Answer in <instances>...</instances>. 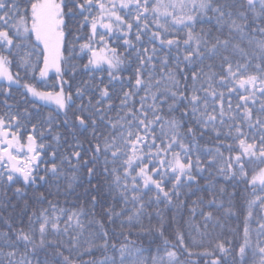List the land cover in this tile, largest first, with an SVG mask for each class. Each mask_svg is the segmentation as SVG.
<instances>
[{"label": "snow or ice", "instance_id": "1", "mask_svg": "<svg viewBox=\"0 0 264 264\" xmlns=\"http://www.w3.org/2000/svg\"><path fill=\"white\" fill-rule=\"evenodd\" d=\"M257 4H259L258 10ZM245 5L255 17L264 18V0H242L235 13L225 12L223 6L219 4L214 6L213 0H119V3L117 0H0V78L6 79L9 87L12 83H19V74L14 77L9 70L12 63L9 59L11 55H16L19 59L18 66L25 69L29 67L35 69L42 61L43 67L39 69L41 77L47 76L50 69H55L58 78L62 77L65 74L62 65L69 62L75 51V45L69 41V37L73 36V24L83 28L89 21L91 35L87 43L80 45L81 50L88 49L92 52V58L85 67L106 63L109 83L117 79L115 73L121 70V65L124 63L120 54L113 48L100 58L93 50L92 43L97 36L98 24L108 32L113 30L114 25L118 30H125L124 26H126L125 35L132 30L133 22L119 14L124 9L129 10L128 16H132L133 10L135 11L133 21L137 29L135 37L137 41L141 39V31L149 29V14H151L152 22L157 29L151 33V40H158L161 49H168V54L160 57H157L158 50L155 46L151 49V54H148V49H144V55L138 53L139 66L134 73V91L124 92L115 120L106 117V110L100 107L105 99H111L108 86L98 88L100 98L95 104L89 101L87 106L78 108L80 114L74 113L75 121L78 123L73 127H79L82 131H87L91 127L92 136L86 141V148L80 141L71 145L72 150L60 159L59 164L56 163L55 150L52 152L51 161L41 159V152L38 149L42 150L45 146L37 145L34 135L28 134L27 142H22L19 130L23 125L19 115H0V168L4 169L0 171V181L13 183L18 178L16 174L19 173L25 185L35 184L40 163H51L50 169L45 168L44 171L50 172L53 177L62 174V166L65 164L72 169L73 180L77 178L76 173L81 169L86 170L89 182L97 175L111 176L113 184L120 190L123 201L128 203L129 193H132L131 202L138 205L134 214L128 217L131 222L143 212L144 190L151 192L154 189L156 202L163 199L171 203L172 196H178L176 189L183 185L185 179L189 182L195 180V176L192 175L194 165L189 156L191 145L185 142L188 137L195 136V129L187 124L190 118L201 129H207L211 125L218 140L221 136L224 138L216 147L210 165L222 162L218 172L226 180H235L239 177L251 187L254 194L257 187L264 192V167L254 171L250 179L246 170V165L257 161L264 164V102L258 109L254 107L257 93L260 97H264V66H262L264 55L260 57L262 63L256 65L254 73L249 71L248 63L237 61L234 65L228 55H223V52L232 49L247 60L246 50L240 44H234L232 40L234 32L240 34L242 40L245 39V29L249 27L247 12L243 10ZM94 10L97 15H92ZM208 12L214 13L218 25L228 27V38L222 39L216 36L210 41L205 38L203 31H193L199 17ZM79 17H83L82 22ZM161 17L164 18V23H160ZM141 22H143L142 27ZM177 25L188 29L186 38L170 37V29ZM252 31L264 34V27L253 28ZM99 40L104 41V35H100ZM252 43L254 41L249 40V44ZM125 44L132 46V42L127 39ZM255 44L261 53H264V40L256 41ZM173 50L176 52L172 57L174 66H170L169 55ZM5 52L8 54L5 55ZM65 52L68 53L67 56ZM218 54L219 71H213L212 65H208V71H205L203 66H196L198 63L202 65L205 59H211ZM157 63L159 73H157ZM66 83L67 81L61 79L60 89L55 92L40 91L29 84H25L24 87L33 97L40 101H52L58 109L64 110L70 108L72 102L71 93L65 94L64 91ZM139 91H143L144 95L140 97L137 108L130 102ZM226 93L227 106H225ZM234 94L239 101L235 107L231 102V96ZM77 95H81L80 89H77ZM111 108L112 105L109 104L108 110ZM177 111L180 112L179 117L174 115ZM52 120V116L49 115V125ZM97 120L110 127L111 131L101 132ZM68 123L66 118L64 124ZM35 128L36 126L33 125V131ZM224 128L227 131H222ZM56 139L59 137L57 136ZM222 148L227 151V157L224 151H221ZM19 154H23V159ZM109 165L113 167L110 168ZM39 180L45 181V176H39ZM168 182H172V190H165V184ZM224 191V188H220L221 193ZM16 192H21V189L17 188ZM40 198L43 199V194ZM92 200L95 203L96 196H93ZM257 202L261 208H264V196L256 195L255 199L247 202L245 240L239 246L237 253L239 264H244L249 251L247 224L252 217V208ZM215 204V200L209 201V206ZM50 206L53 209L51 214L47 209L42 210L39 216L35 212L32 214L39 223L38 244L37 229L31 227L32 217H29V229L25 231L21 228L16 231L14 241L9 243L11 238L5 233V243L15 248L17 241L23 242L26 248L31 245L33 253L37 248H43L47 232L50 229L59 231V217L55 215L56 206ZM219 207L223 208L224 205L221 203ZM107 211L109 218L112 215H120L112 209ZM225 211L228 215H235L231 207ZM202 215L205 221L213 218L212 212ZM77 216V213H73L68 219L72 220ZM261 220H264V217H261ZM258 228V236L264 235V223H259ZM64 231L67 232V228ZM104 236L107 237L106 232ZM177 238L183 244V236L177 233ZM101 247L107 249L106 239ZM119 251L120 264H124L125 253L132 255V250L127 245H122ZM215 251L227 253L225 242L218 241L213 252L206 251L203 254L214 256ZM255 253L259 255V264H264V246H261L259 240ZM7 255L13 257L15 251H10ZM175 255V252H168L169 258ZM109 261L111 264H116V261L110 257H105L99 262L89 261L88 264H109ZM9 264H32V262L25 254L19 261L9 260ZM36 264H41V261L37 259ZM44 264H47V261ZM63 264H73V262L68 256H64ZM137 264L144 262L137 260ZM154 264H156L155 259ZM210 264H221V258L212 259Z\"/></svg>", "mask_w": 264, "mask_h": 264}, {"label": "trees", "instance_id": "2", "mask_svg": "<svg viewBox=\"0 0 264 264\" xmlns=\"http://www.w3.org/2000/svg\"><path fill=\"white\" fill-rule=\"evenodd\" d=\"M241 2L242 0H213V5L219 4L223 6L225 12L235 13ZM258 9L259 4H257ZM243 10L247 12L249 25L245 29V39L242 40L240 34L234 32L232 40L234 44H240L246 50L247 60L232 49L227 52L222 50V52L223 55L230 57L234 65L237 61L248 63L249 71L254 73L256 65L262 63L260 57L264 55L256 47L255 42L264 40V34L253 32L252 29L264 27V18L255 17L251 11L247 10L246 5ZM128 11L124 9L119 13L126 20L133 22V28L127 35H125L126 26H124L125 30H118L114 25L113 30L108 32L98 24L97 36L92 43V48L98 57L102 58L103 55L108 54V50L115 48L124 61L121 70L115 73L118 78L112 80L111 83H109L110 77L106 63L85 67L92 58V52L88 49L81 50L80 45L87 43L91 35L90 21L83 28H79L78 24H73V36L69 37V41L75 45V51L69 62L62 65L65 72L62 77L58 78L55 69H50L47 76L41 77L39 69L43 67L42 61L35 69L31 67L25 69L18 66L19 59L16 55L9 56L12 61L9 70L14 77L19 74V83H12L9 87V82L0 78V115L20 116L23 127L19 133L22 136V142H27L28 134L34 135L37 145L45 146L42 150L38 149L41 152V159L51 161L52 152L55 150L56 163L59 164L60 159L72 150L70 146L76 141H80L86 148V141L91 138L92 129L89 127L87 131H82L79 127H73L78 123L74 117V113L80 114L78 108L87 106L89 101L95 104L100 98L98 88L108 86L111 99H105L100 107L106 110V117L115 120L124 92L134 91V73L139 66L138 53L144 55V49H148V54H151V49L155 46L158 50L157 57L168 54V49H161L158 40H151V33L157 30L152 22L151 14H149V29L141 31V39L137 41L135 38L137 29L133 21L135 11L133 10L132 16L127 15ZM92 15H97V12L94 10ZM79 20L82 22L83 17H79ZM164 22V18L161 17L160 23ZM168 23H171L170 18ZM187 31L188 29L183 26L177 25L170 29V37L186 38ZM193 31H203L205 38L210 41L216 36L222 39L229 36L228 27L218 25L212 12L199 17ZM100 35H104V41L99 40ZM126 39L132 42L131 47L125 44ZM249 40L254 43L249 44ZM21 55H23L22 52ZM67 55L68 53L65 52V56ZM174 55H176L175 50L169 55L170 66H174L172 59ZM208 65H212L213 71H219V54L211 59H205L202 65L198 63L196 66H203L205 71H208ZM146 67L150 68L147 65ZM157 73H159L158 63ZM61 79L67 81L64 84L65 94L71 93L72 95L71 107L64 110L58 109L52 101H40L33 97L24 87L25 84H29L40 91L55 92L60 89ZM77 89L81 91L79 96ZM143 95V91L137 92L130 103H134L139 108V99ZM227 99L226 93L225 106H227ZM231 102L233 107L239 102L235 94L231 96ZM262 102H264V97H260L257 93L255 109H258ZM109 104L112 105L110 110H108ZM49 115L53 118L50 125ZM174 115L179 117L180 112L177 111ZM66 118L69 121L67 125L64 124ZM97 122L100 124L101 132L111 131L110 127H106L99 120ZM187 124L195 129L194 138L190 136L185 141L191 145L189 156L194 165L192 175L195 176V180L189 182L185 179L183 185L176 189L178 196L173 195L171 203L163 199L156 202L155 190L151 192L144 190L142 193L145 205L143 212L131 222L128 217L134 214L138 205L131 202L132 193H129L128 203L123 201L120 190L113 184L111 176L97 175L89 182L86 170L81 169L76 173L77 178L73 180L72 169L65 164L62 166V174L53 177L50 172L45 173L44 171L45 168L50 169L51 163H40L35 184L25 185L19 173L16 174L18 178L13 183L0 181V264H9V260L19 261L24 258L25 254L32 264H36L37 259L41 261V264L45 261L47 264H63L64 256H68L73 264L99 262L105 257H110L116 261V264H120L119 249L122 245H127L132 250V255L125 253L124 264H137V260H142L144 264H154V259L156 264H210V261L217 257L221 258V264H239L237 253L239 246L245 240L247 202L255 199L256 195L264 196V192L257 187L254 194L251 187L239 177L235 180H226L222 177L218 172L222 162L214 165H210L209 162L212 160L216 147L224 139L223 136L218 140L211 125L207 129H201L190 118ZM33 125L36 126L35 131H33ZM217 127H219L218 122ZM222 131H227V129L224 128ZM57 136L59 139H56ZM224 143H230V141H224ZM221 151H224L225 157L228 156L223 148ZM19 155L23 159V154ZM197 161H199L198 165ZM118 166L117 164L116 167ZM261 167H264V164L258 161L246 165L249 179L253 172ZM0 171L4 169L0 168ZM39 176H45V181L39 180ZM17 188H20L21 192L17 193ZM220 188H224L225 191L221 193ZM165 190H172V182L165 184ZM41 194H43V199L40 198ZM93 196L97 198L95 203L92 200ZM212 200H215L216 204L209 206V201ZM221 203L224 205L223 208L219 207ZM50 205L56 206L55 215L59 217V231L50 229L47 232L43 248H37L33 253L31 245L26 248L23 242L17 241L15 248L5 243V233L11 238L9 243L14 241L16 231L21 228L25 231L29 229V217H32L31 227L37 229L36 242L38 244L39 223L32 214L35 212L39 216V213L45 209L51 214L53 209ZM229 207L235 215L226 213L225 209ZM108 209L120 215H112L109 218ZM208 212H212L213 218L205 221L202 213ZM73 213H77L78 216L69 220L68 217ZM261 217H264V208H261L257 202L252 208V217L249 218L247 224L250 243L244 264H259V255L255 253V249L258 240L261 246H264V235L258 236V225L264 223ZM65 228L67 232L64 231ZM105 232L107 233L106 238ZM177 233L183 236V244L179 242ZM105 239L108 243L106 250L101 247ZM218 241L225 242L227 253L215 251L214 256L203 254L206 251L213 252ZM137 249L140 251L137 252ZM10 251H15V256L9 257L7 253ZM168 252H175V257L169 258Z\"/></svg>", "mask_w": 264, "mask_h": 264}]
</instances>
